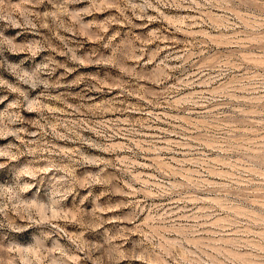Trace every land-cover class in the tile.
I'll list each match as a JSON object with an SVG mask.
<instances>
[{
	"label": "rangeland",
	"instance_id": "rangeland-1",
	"mask_svg": "<svg viewBox=\"0 0 264 264\" xmlns=\"http://www.w3.org/2000/svg\"><path fill=\"white\" fill-rule=\"evenodd\" d=\"M0 264H264V0H0Z\"/></svg>",
	"mask_w": 264,
	"mask_h": 264
}]
</instances>
